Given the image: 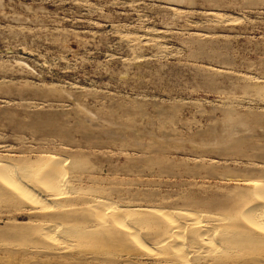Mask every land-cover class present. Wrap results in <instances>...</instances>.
<instances>
[{"label":"rangeland","instance_id":"1","mask_svg":"<svg viewBox=\"0 0 264 264\" xmlns=\"http://www.w3.org/2000/svg\"><path fill=\"white\" fill-rule=\"evenodd\" d=\"M0 165V264H264V0H0Z\"/></svg>","mask_w":264,"mask_h":264},{"label":"bare ground","instance_id":"2","mask_svg":"<svg viewBox=\"0 0 264 264\" xmlns=\"http://www.w3.org/2000/svg\"><path fill=\"white\" fill-rule=\"evenodd\" d=\"M48 162H49L48 164L47 163H45L46 165L44 164V166H46V168H45L44 171H42V173L40 175V178L39 179H36V181H35V178H34L33 181L38 182L40 184V186L43 188L44 191H46V192L50 193L51 195H54L55 196V194L58 192L57 190H59V187L61 188V184L64 181V176L62 174L61 161L60 160H57V159H51ZM37 173H39V172H37ZM37 176L39 177V174H37ZM19 178H20V176H19V173L18 172L13 171L12 168L5 167V166L0 165V186L2 185L3 190H4V187H5L6 189L10 190V192H13V193H15L17 195H21V196L25 197L29 203L36 204L37 199L35 198V196L33 194H36V192H38L37 191L38 189H35L36 187L35 188L33 187L35 192L32 193V192L28 191L27 189L24 188V186H21L20 185L21 183L19 184V182H20L19 181ZM20 180H21V178H20ZM28 181H32V178L28 179ZM38 183H37V185H38ZM33 185H35V184H33ZM40 186L39 187L37 186V187L40 188ZM252 186L255 188V194L253 195V198H252L253 200L250 203L249 208L247 207L248 208L246 210V213L247 214H245L246 215L245 218H248L249 222L248 223H245V221L244 220L243 221H244L245 224H247V227L249 226V229L252 232L256 230L257 232H261V233L263 232L264 233V185L257 184V183H252L251 187ZM245 207H246V205H245ZM108 210H111V209L108 208ZM115 212H116L115 213L116 214L115 215V219L117 220L119 218V216L122 215V214L119 211H117V210H115ZM126 213L128 214L129 212H126ZM143 213H145V215L147 217L155 218V220H156V218H158L159 220L161 218L162 219L168 218V220H169L170 219V216H173L171 213L169 214L167 212H158V211H155V210H145L144 212H142V214ZM110 214H113V211ZM178 214L180 215L179 217H181V216H183V217H189L188 215H185L184 213H181V214L178 213ZM162 219H161V221H162ZM243 219H244V216H243ZM183 220H185V218ZM114 222H115V220H114ZM165 222H167V221H165ZM170 222H171V224H170L171 231L172 232L174 231V232H177L178 233L177 230H181L180 229V226L181 225L175 224L176 223L175 221H170ZM167 223L169 224V222H167ZM172 238H174V236ZM179 238L181 239V236ZM174 239H172L173 242L171 241V243H174ZM167 240H166V242H167ZM176 240L178 242V239L177 238H176ZM176 240H175V242H176ZM168 244H169V242H168ZM163 245H164V243H163ZM177 248H178V246H177Z\"/></svg>","mask_w":264,"mask_h":264}]
</instances>
